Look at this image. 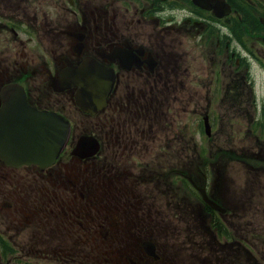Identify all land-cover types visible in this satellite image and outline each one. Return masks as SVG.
I'll return each instance as SVG.
<instances>
[{
    "label": "flooded vegetation",
    "instance_id": "1",
    "mask_svg": "<svg viewBox=\"0 0 264 264\" xmlns=\"http://www.w3.org/2000/svg\"><path fill=\"white\" fill-rule=\"evenodd\" d=\"M193 64H199L194 81L198 77L205 90L203 152L216 132L225 144L233 138L228 130L249 124V156L264 160L258 92L264 0H0V111L11 88V97L25 95L38 113L63 116L71 127L65 149L48 167L11 165L0 157V264H173V224L155 211L149 192L137 190L148 180L160 188L159 161L173 154L172 140L146 159H132L140 171L129 190L136 196L132 208H116L117 196L100 203L98 193L117 190L127 176L117 170L120 161L156 143L158 94L171 93L182 75L190 77ZM86 65L103 67L113 82L105 104L87 108L91 112L78 105L79 85L65 87V76ZM172 173L164 170V177L171 175L163 182L169 192ZM203 177L208 190V174ZM62 192L69 198L59 197ZM77 195L88 202L67 207ZM204 209L216 232L214 249L228 247L230 232L240 229ZM240 243L264 264L250 239Z\"/></svg>",
    "mask_w": 264,
    "mask_h": 264
},
{
    "label": "rangeland",
    "instance_id": "2",
    "mask_svg": "<svg viewBox=\"0 0 264 264\" xmlns=\"http://www.w3.org/2000/svg\"><path fill=\"white\" fill-rule=\"evenodd\" d=\"M18 61L23 60L18 59ZM198 66L199 64L192 65L190 77L182 75L179 82L173 80L171 93L158 94L155 108L156 112L162 113L160 115L162 119L158 120L156 126L158 132L156 143L149 144L148 149L136 151L120 161L117 170L121 173L124 171L127 176L118 180L117 190L111 187L114 190L107 189L98 193L101 198L100 203L117 196L120 202L116 208H132L136 196H133L129 190L136 188V179L140 175L132 159L137 156H144L146 159L159 143L172 140L173 154H167L168 148L167 155L161 156L159 161L162 171L160 188L155 189L151 185L152 181L148 180L139 185L137 190L141 193L149 192V202L157 204L155 211L163 213V221L170 220L173 224L171 231L173 257H175L173 264H260L259 258L256 259V256L255 258L250 254L240 241L244 237L250 239L264 254V160L252 159L249 156L251 147H254L252 138L244 137V134L250 131L249 124L234 131L228 130L227 133H233V138L227 140L225 144L217 140L216 132L215 136H212L211 144L208 145V151H202L204 136L202 108L206 106V102L202 98L205 90L195 82L199 81L198 77L194 81V72L197 71ZM258 85L260 100L264 102V83ZM140 90L139 80L136 78L137 93ZM147 100L150 101V98ZM166 118H169L168 125L164 123ZM145 128H147L146 124ZM99 134L101 140L107 142L106 133L99 132ZM97 164L100 166L103 163L97 162ZM166 169L173 171L171 192L167 188L164 189L163 182L171 179L170 174L169 180L166 179L168 176L164 177ZM203 173L210 176L208 189L212 194L210 199L222 208L215 214L217 220L220 219L221 222L226 220L228 227L233 229L232 225L235 224L240 229L230 232V245L219 250L214 249L212 244V236L216 232L212 231V222L210 220L209 223L207 222L208 211L204 209L206 204L201 194L190 184L192 180L197 187H204ZM158 176L159 174L154 182H157ZM38 192L41 193V190ZM70 196L73 197V193ZM77 196L75 202H70L66 206L88 202L85 197ZM59 197L69 198L65 192L60 193ZM102 205L105 207L104 204ZM157 218L162 220L159 216ZM236 233L240 237L234 238Z\"/></svg>",
    "mask_w": 264,
    "mask_h": 264
},
{
    "label": "water",
    "instance_id": "3",
    "mask_svg": "<svg viewBox=\"0 0 264 264\" xmlns=\"http://www.w3.org/2000/svg\"><path fill=\"white\" fill-rule=\"evenodd\" d=\"M103 74V70L97 69L92 75L100 77ZM85 90H93L92 84H87ZM12 104L8 105L12 107ZM25 114L32 120L16 122L11 119V114L9 118L6 113L0 115V157L17 165L25 163L46 166L53 163L65 146L69 133L68 123L63 118H55L56 116L52 114L45 113L43 117L41 115L39 117L32 110ZM203 195L210 203L206 194Z\"/></svg>",
    "mask_w": 264,
    "mask_h": 264
}]
</instances>
